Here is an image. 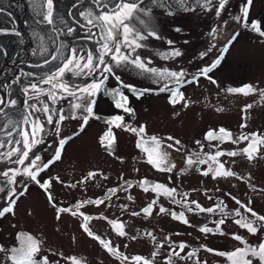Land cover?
Segmentation results:
<instances>
[{
	"label": "rangeland",
	"instance_id": "rangeland-1",
	"mask_svg": "<svg viewBox=\"0 0 264 264\" xmlns=\"http://www.w3.org/2000/svg\"><path fill=\"white\" fill-rule=\"evenodd\" d=\"M17 1L23 4V0ZM29 1L31 0H27ZM125 2L137 4L134 13L136 12L143 22H139L133 14L125 21L133 30V36L129 39L136 38L141 46L135 48L122 45V51L131 58L139 56L149 67L177 71L184 68L190 74L195 73L198 68L211 64L219 56L225 46L226 37L232 32L239 34L229 45L223 61L209 73L216 83L201 77L197 83L182 85L179 91L183 93L185 100L176 104L170 103L169 92L160 90L166 83L169 88L174 87L172 82H166L168 80L157 82L158 78L152 74L141 73L130 63L117 64L110 55L106 56L105 60L113 72L107 74V80L93 97L94 115L87 123L71 118L72 97L65 95L53 101L49 99L47 91H41L40 95L36 96L30 88V92L36 97L29 103L36 105V108L28 106V114L31 113L29 120L39 118L45 129L43 142L32 148L29 153L30 159L34 155H40L46 162L54 154L60 138L71 137V139L65 143L61 159L39 173L37 177L41 182L51 180L48 192L25 175H18L14 185H8L6 179L0 176V186L5 189L0 192V209L10 206L8 196L10 187H14L18 193L14 205H11L13 211L0 217V245L7 249L18 246L17 233H25L42 242L36 258L47 256L49 264H57V262L73 264L67 259L68 257H76L82 260L83 264H121L122 262L132 264L130 258L136 255L150 258L152 264L154 262L168 264L167 257L172 256L171 249L180 251L178 245L182 241L189 242L190 240L187 239L192 236V241L184 243L187 247L181 252V256L185 258L172 256V264H196L197 261L199 264H211L205 262V259L209 260V255L207 248L202 244L212 246L210 236L218 232H202L201 237L204 240H199L198 225L213 226L218 218L222 219L223 215L218 211L214 213L199 211L192 201H196L205 209L220 205L225 213L235 216V210L239 205L232 197L244 203L253 201L261 203L264 197V146H258L259 151L254 154L252 160H249L245 154H238L234 157L235 161L227 155L217 157L213 161L208 157L214 155L217 150L239 153L248 142L233 144L225 140L221 143L218 140L209 141L205 138L208 130L221 127L230 131L233 137L242 133L245 135L258 133L264 137V97L259 92L244 95L226 91L228 88H238L245 84L264 89V37L251 28L252 21H258L259 26L264 30V0L252 1L247 17L248 27L232 19L234 15H241L240 9L246 0H229L219 17L215 14L218 0H213L212 5L207 9L201 6L203 0H200V3L197 0H183V3L181 0ZM225 20L228 21L227 25L223 23ZM213 28L217 29L215 38L209 35ZM153 32L155 35L150 34ZM136 33L144 38L135 37ZM115 36L117 42H122L123 29H117ZM169 41L172 43L169 44ZM36 42L33 49H28L27 42L25 43L30 58L33 52L34 54L38 52V37ZM213 44L215 47L212 51L201 59L199 53L206 51ZM173 49H179L182 55L165 59V55ZM88 52L90 51L79 54L86 55ZM47 76L40 77L39 80L37 77L33 84H36L39 90L50 89V84L43 83ZM117 76L119 80L116 79ZM99 79L101 77L98 72L93 75L65 72L62 77V81L73 91L82 89ZM124 85L141 89L143 95L133 94ZM114 89L122 91L127 97L126 106L133 110L131 113L115 107L116 99L119 97H114L112 91ZM185 102L188 104L187 107L183 106ZM44 104L51 109H62L64 115L68 117L60 125L59 136L54 133V123H49L46 114L39 110ZM246 105L251 107L246 109ZM117 115L124 117L125 125L144 126L143 137L155 136L162 141L161 149H156L151 142L149 152H152V158L157 160L161 150L167 151L168 161L175 165L172 171H161L148 163L149 152L137 147V140L140 137L122 127L112 126V135L105 137L104 144L100 142L101 136L110 127L106 121ZM115 123L120 122L115 121ZM25 128L30 130V125H25L21 130ZM169 136L181 141L178 146L180 151L163 148L164 144L171 143L167 140ZM20 139L22 137L18 134L13 141ZM197 141L200 144H197ZM10 147L12 145L8 142L4 144L0 147V154L8 152ZM189 154L193 159L199 154L200 159L207 160V163L189 166L186 163V156ZM15 159V156L0 158V172L22 168V165L14 163ZM219 164L228 166L225 168L227 170L238 167V170L233 171L236 176L213 178L211 172L207 176L202 174V170L216 169ZM90 171L99 174L81 183ZM57 176L63 184L54 179ZM142 176L150 178L151 184L145 185L148 191L138 186ZM125 181L130 182L128 186H125ZM156 183L176 189L174 199L180 203H174L173 198L165 195L162 189L159 194L154 192L152 188ZM73 184L76 187H69ZM118 186L121 190L114 193L105 204L84 205L79 211H84L86 215L93 217L88 221L89 228L102 239L111 241L113 247L118 248L123 256L129 258L128 260H122L120 256L107 252L98 241L88 237L85 232L82 238L77 234L78 231L74 234L72 223L80 225L81 218L58 213L48 200L50 192L60 207H70L78 201L103 197L108 189ZM129 196L132 197L131 200ZM154 199L157 204L153 208L152 215H131L132 212H140ZM124 205H127L126 209L122 207ZM161 206L171 212L184 213L189 223L185 224L183 220L174 219L167 213H159ZM189 207L193 211H188ZM243 212L244 210L241 209V214ZM100 216L108 217L109 221L123 222V230L128 235H118L116 227L109 221L100 219ZM147 232L153 233L156 237L155 242L145 235ZM133 236L137 238L131 239ZM161 243H164L165 248L158 246ZM145 244L155 245L151 246V251H148V245ZM193 249H198L196 256L188 259L187 253ZM154 251L157 255L153 257ZM201 256L203 259H200ZM0 264H11L10 261H6L4 252H0Z\"/></svg>",
	"mask_w": 264,
	"mask_h": 264
},
{
	"label": "snow or ice",
	"instance_id": "snow-or-ice-1",
	"mask_svg": "<svg viewBox=\"0 0 264 264\" xmlns=\"http://www.w3.org/2000/svg\"><path fill=\"white\" fill-rule=\"evenodd\" d=\"M198 3H200V0H197ZM96 3L98 7L104 8L103 11H100L99 13H93L92 11L88 12H81L80 15L84 17V19L87 21L88 25H91L94 28L99 29V39L97 43L100 45L99 49L96 53L88 52L86 55L79 54L78 50L73 49L71 51V54L67 57L62 58V63L60 66L57 67L56 71L51 73L47 76L46 79L43 80V83L50 84L51 88L47 90H39L38 86L36 84H31L30 88L34 91L36 96H39L41 91H47L49 99L55 101L57 99L63 98L65 95L72 97L73 102L70 104V108L72 110V119H80L84 123H87L88 119L94 115L93 112V105H94V99L93 97L96 95L97 92L101 89L102 85L104 84V81L107 80L108 75L113 72L112 68L106 64V56H111L112 60L116 62L117 64L130 63L135 68L141 71V73H150L153 76L157 77L158 80H168L173 83L174 87L169 88L168 84L166 83L161 91H166L170 93V103L176 104L180 101H184L185 97L182 92L179 91V88L181 85L185 84H193L197 83L201 77L208 78L212 83H216V81L212 80V78L209 76V73L215 68L223 58V53L227 52L228 46L231 45V43L236 39L239 33L232 32L229 37L225 38V46L221 50V54L217 56L215 60L212 61L211 64H206L205 66L198 68L195 73L190 74L186 69L180 68L177 70L172 69H157L154 67H149L139 56L135 58H131L129 55L125 54L122 51V45L123 46H134L135 48L140 47L141 45L137 42L136 38L129 39L130 36H133V30L129 28V26L125 23V21L133 14V12L138 7L136 3L134 2H125V0H121L120 3H117L114 8H112L110 11L107 9L106 5H103L102 0H96ZM181 3H183V0H181ZM213 3V0H203V3L201 4L204 8H209ZM229 3V0H218V7H216L215 14L217 17L221 15V12L225 10L226 5ZM252 3V0H246V3L241 7V15H234L232 16V19L237 23H243L245 27H248V13H249V7ZM39 6L41 10V15L43 17V20L47 22L48 24H52L54 22V0H39ZM225 25L228 24V21L225 20L223 22ZM251 28L253 31L259 33L260 36L264 37V30L261 29L259 26L258 21H252ZM117 29H123V36L124 40L122 42H117L115 32ZM177 31H180V29H176ZM68 31L71 33L73 29L70 27L68 28ZM217 29L213 28L211 29L209 35H211L213 38L216 37ZM151 35H155V33H150ZM135 37H138L139 39H143L144 37L140 36L139 33L135 34ZM169 44L172 43V41L168 42ZM215 47V45H211L206 51L200 52L199 56L201 59L206 57L209 52L212 51V49ZM46 50V49H42ZM59 51V50H58ZM62 55V54H61ZM182 55V52L179 49H173L171 52L165 55V59L169 58H175ZM53 59H56V57H53ZM48 61L45 60V63ZM65 72H72L75 75H93L94 73H99L101 79L94 80L93 83L87 85L86 87L79 89L77 91H73L69 88V86L62 81V77L64 76ZM117 80L120 78L117 76ZM124 87H127L133 94L136 95H143V91H138L136 88L124 85ZM25 92H28V89H24ZM114 97H119V99H116L115 107L123 109L125 112L131 113L133 110L130 107H127V97L124 95L122 91H118L116 89L112 90ZM146 91V90H145ZM226 91L230 93H242L244 95H248L250 93H256L259 92V94L264 97V89H257L251 84H245L238 88H228ZM14 106L16 104L15 100H9L5 102V100L0 97V114L6 115L4 112V105L5 104ZM184 107H187L188 104L185 102L183 104ZM31 108H36V105H30ZM251 105H246L245 108H250ZM43 113L46 114V119L49 123H54V133L55 135H60V125L68 119L67 116L64 115L62 109H51L47 104H44L42 108L39 109ZM29 116H31V113H29L27 116L23 118V122L26 125H30L29 128H25L21 130L18 134L22 137L20 140H11L9 139L8 143L9 145H12L10 147V150L6 153L0 154V158H10L12 156H15L16 159L14 161L15 164L22 165V168H12L4 172H0V176L4 177L7 181L8 185H14L16 181V177L18 175H25L29 177L32 181L36 182L40 185L41 188H43L46 192H48L51 180L41 182L37 177L39 173L45 171L48 169L51 165L55 164L57 161L61 159V153L64 144L67 142L68 139H71V137H62L58 141V145L54 150V154L52 157L47 160L46 162L42 159L40 155H34L33 158L30 159L29 153L32 151V148L35 147L36 144L43 142V134L45 132L44 125L41 123L40 119L37 118L35 120H29ZM55 117V121H54ZM124 117L122 116H115L114 118L109 119L106 121L110 125L108 128V131L105 132L101 138L100 142L104 144V140L106 136L112 135V126L115 127H122L127 131H130L134 134H136L140 139L137 141V147L142 146L145 141L143 139L142 134L145 132L144 126L139 127H132L131 125H125L123 123ZM115 121H119L120 123H115ZM9 123H12L9 121ZM18 125H13V130L16 129ZM242 127H246V125H242ZM9 137H11L12 132L9 131L6 133ZM205 138L209 141L212 140H218L221 143L225 140L230 141L233 144H238L241 141H246L247 146L240 150V152L236 151H228L223 152L221 150H217L214 155H211L208 157V159L215 161L217 157H221L223 155H227L229 157H235L238 154H245L247 155V158L249 160H252L254 158V154L259 151L258 146H264V137L260 136L258 133H251L248 135L241 134L239 136L233 137L232 133L223 127H221L218 132L216 130H210L208 133H206ZM150 140L152 141L153 145L156 149H161L162 141L152 136L150 137ZM167 140L171 143L164 144V149H175L176 151H180V148L178 147L181 144V141L176 139L175 137L169 136L167 137ZM111 141H109V144ZM197 144H200L199 141H197ZM0 147H3V144L0 143ZM218 147V146H217ZM148 151L147 149H145ZM159 159L154 160L152 158V152H149L148 155V163L153 164L158 170L161 171H172V169L175 167L174 164H171L168 161V152L161 150L159 153ZM26 161H29L26 163ZM186 163L189 166L193 165H199V164H205L207 163V160L200 159L199 154H196V159L192 158V155L189 154L186 156ZM211 173H213V178L217 177H233L236 176V173L232 170L225 169L223 164H219V166L216 169H209V170H202V174L207 176ZM99 173L95 171L88 172L87 176L84 178L81 183L86 182L87 180L94 178ZM56 181L63 184V181L60 180V177L54 178ZM129 181H125V186L129 185ZM151 183L147 180V178L143 179L139 183V187H141L144 191H148V188L145 186L147 184ZM69 187H76L75 184L69 185ZM163 190V193L167 195L170 198H173L174 203H180V201H176L174 199V194L176 192V189L174 188H167L164 185H161L159 183H156L152 190L159 194L160 190ZM4 187L0 186V192L4 191ZM121 190L120 186L117 188L108 189V191L105 193L103 197L96 198V199H86L82 201H78L71 205L70 207H60L55 201L51 193L48 194V200L50 203L53 204V207L56 209V211L60 214L67 213L69 215L73 216H79L81 218V224L80 227L82 230L89 236L95 239L99 242V244L109 253L115 256H120L122 260H128L129 258L126 256H123L122 253L119 252L118 248L113 247L111 241H106L101 238V236L94 234V232L89 228L88 221L93 219V217L86 215L84 212L79 211L84 205H96L100 206L105 204L106 200L110 199L111 196L116 193L117 191ZM18 195L16 193V190L14 187H10L8 191L9 196V207H5L3 209H0V217H3L7 213H11L13 211V208L11 205H14L15 203V197ZM186 195V194H184ZM129 200L132 199L131 196L128 197ZM232 199L239 205V207L235 210L237 216H241V209H243L246 213L250 214L251 217L254 219H248L247 216H241L240 219H237L234 221L237 225H239L242 228L247 229V231L251 234H256L261 229H264V215L257 214L252 207L250 206L251 202L244 203L239 200H236L235 197H232ZM157 201L154 199L151 203L146 205L144 208L141 209L140 212H132V216H139V215H145L150 216L153 214V208L156 206ZM192 204H195L196 209L202 212H208V213H214L216 211H219L222 215H228L225 213V210L220 205H216L215 207L210 208H202L196 201H192ZM125 209L127 208V205L122 206ZM188 211H193L191 207L188 208ZM159 213H167L171 215L174 219L177 220H183L185 224H188L189 221L184 217V213H175L171 212L168 209H165L164 207H159ZM59 218V216L57 217ZM100 219H103L105 221H109L108 217L100 216ZM112 225L116 227V230L118 232V235L120 236H126L128 235L123 229L124 224L120 221L111 220L109 221ZM225 221L223 219H220L215 222V228H210L207 225H203L200 228L201 232L204 233H212L213 231L218 232L219 234H224L221 230V225H223ZM145 235L150 238L152 241H156V237L151 232L145 233ZM137 237L133 236L131 239L135 240ZM232 238L236 241L241 242L244 244V247H236L232 251L227 253H217L219 255H225L227 256L231 264H253V261H259V264H264V240H261L258 242L257 245H251L248 244L247 241L243 239L238 234L233 233ZM17 240L19 241L18 246H14L10 249L5 248L3 245H0V252L6 253V261H10L11 264H49V260L47 256H43L40 259H37V255L39 254L41 250V244L42 242L32 236L31 234H25V233H17ZM160 247H163V244L160 245ZM187 247L186 244L183 242L178 245V248L180 251H177L176 249H171L172 256H175L179 259H184L185 257L181 256V252ZM209 252H215L214 249L208 248L206 249ZM198 249H193L191 252L187 253V258L192 259L196 256V252ZM157 255V252H153L152 256L154 257ZM172 256L167 257L168 264H172ZM67 259L71 260L73 264H83L82 260L77 259L76 257H68ZM131 261L136 262V264H152V261L150 258L142 257L139 255L132 256ZM58 264V262H57ZM196 264H199V261L196 262Z\"/></svg>",
	"mask_w": 264,
	"mask_h": 264
},
{
	"label": "trees",
	"instance_id": "trees-1",
	"mask_svg": "<svg viewBox=\"0 0 264 264\" xmlns=\"http://www.w3.org/2000/svg\"><path fill=\"white\" fill-rule=\"evenodd\" d=\"M22 2L0 0V97L5 102L16 101L14 106L6 103L3 106L6 115L0 114V143L3 145L9 139L14 140L26 125L23 118L28 115L29 102L36 97L30 92V85L35 83L37 77L39 80L55 72L62 58L67 57L73 49L79 53H96L100 47L97 43L99 29L88 25L80 15L81 12L103 11L104 8L98 7L96 0H54L52 24L43 20L39 0ZM120 2L102 0L109 11ZM70 27L73 29L71 33L68 31ZM37 37L38 52H33L30 58L25 43L28 49H33ZM45 60L48 62L45 63ZM26 88L28 92L24 91ZM13 125L18 127L13 130ZM9 131L12 132L11 137L6 134Z\"/></svg>",
	"mask_w": 264,
	"mask_h": 264
},
{
	"label": "flooded vegetation",
	"instance_id": "flooded-vegetation-1",
	"mask_svg": "<svg viewBox=\"0 0 264 264\" xmlns=\"http://www.w3.org/2000/svg\"><path fill=\"white\" fill-rule=\"evenodd\" d=\"M22 1V0H21ZM133 15L135 16V18L137 19V20H139V22L141 21V22H143V20L141 19V17H139L138 15H137V13L135 12H133ZM229 48V47H228ZM228 51V50H227ZM220 54H221V52H220ZM219 54V55H220ZM226 54H227V52H224L223 53V58H222V60L221 61H223V59L225 58V56H226ZM221 61H220V63H221ZM216 68V67H215ZM214 69V68H213ZM166 82H169V81H166ZM182 87V86H181ZM180 87V88H181ZM179 88V89H180ZM220 129V128H219ZM219 129H216V131L218 132V130ZM210 130H215V129H210ZM210 130H208L206 133H208ZM152 142V141H151ZM154 159H156V158H154ZM233 161H235V159H234V157H232L231 158ZM158 160V159H157ZM148 161V160H147ZM225 167V166H224ZM225 168H228V166H226ZM239 168L237 167V169H231L232 171H235V170H238ZM247 174V173H246ZM143 177H147V176H142L141 178H143ZM148 179H150L149 177H147ZM151 184V183H150ZM147 185H149V184H147ZM263 198V199H262ZM262 198H260V199H262V202L261 203H259V202H256V203H259V204H256L254 201L253 202H251L250 203V206L252 207V209L257 213V214H259V215H264V197H262ZM203 208V207H202ZM81 210V209H80ZM84 212V211H83ZM85 213V212H84ZM175 213H176V211H175ZM218 213H220L219 211H218ZM177 214H179L178 212H177ZM241 216H247L248 217V219H254L253 217H251L250 216V214H248V213H246L245 211L241 214ZM241 216H237V215H235V216H232V214H228L227 215V217L229 218H227L226 217V215H223L222 216V219L225 221V223L223 224V227L224 226H226L225 228H221V230L223 231V235L222 234H216V235H213V234H211V236H210V240H211V244H213L212 246H208V245H206V244H202V245H204L207 249L208 248H211V249H214L215 250V252H207V254L209 255L208 256V258H209V260L208 259H205V262H211V264H231V261H230V259L227 257V256H225V255H219V254H217V253H227V252H230V251H232L234 248H236V247H244L245 245L244 244H242L241 242H239V241H236V240H234L233 238H232V234L233 233H235V234H238V235H240L241 237H243V239L245 240V241H247L248 242V244H251V245H257L258 244V242L259 241H261V240H264V229H261L260 231H258L256 234H251V233H249L248 231H247V229H245V228H242V227H240L239 225H237L236 223H234V221L235 220H237V219H240L241 218ZM218 220H219V218H218ZM215 225V223L213 224V226H210V227H215L214 226ZM201 226H202V224H199L198 225V239L199 240H204V238L203 237H201L202 236V232L200 231V228H201ZM209 227V226H208ZM72 230L74 231V234L76 233V231H78L77 232V234L78 235H80V237L82 238V235H83V230H82V228L80 227V225H78V223H72ZM78 229H80V230H78ZM224 236H225V238H224ZM89 237V236H88ZM192 236H190V238L189 239H187V240H190L189 242H187V241H182L183 243H190L191 241H192ZM81 242V241H80ZM85 242H86V240H85ZM84 242V243H85ZM149 244V243H148ZM148 244H145L146 246L148 245ZM161 244H163V247H161V248H165L164 247V243H161ZM160 244V245H161ZM154 245L155 244H150V245H148V251H151V246L152 247H154ZM157 245V244H156ZM160 245H158L159 247H160ZM145 246V247H146ZM150 246V247H149ZM169 247H170V245H168ZM144 247V248H145ZM143 250V249H142ZM141 251V250H140ZM143 256H145V255H143ZM106 257V256H105ZM146 257V256H145ZM147 258V257H146ZM221 258H224V260L222 261V259ZM38 259V258H37ZM106 259V258H105ZM200 259H203V257L201 256L200 257ZM152 260H154V261H156L155 259H152ZM136 262H133L132 264H135ZM121 264H123V262L121 263ZM125 264V263H124ZM127 264H129V263H127ZM153 264H162V262H154ZM253 264H259V261H253Z\"/></svg>",
	"mask_w": 264,
	"mask_h": 264
},
{
	"label": "water",
	"instance_id": "water-1",
	"mask_svg": "<svg viewBox=\"0 0 264 264\" xmlns=\"http://www.w3.org/2000/svg\"><path fill=\"white\" fill-rule=\"evenodd\" d=\"M139 139H140V138H139ZM143 139H144L145 143H144L142 146H140L139 148H141L142 150L147 149V150H148L147 152H149V150L151 149V146H152L151 140H150V138H148V137H143ZM137 141H138V140H137ZM145 151H146V150H145ZM153 159H154V158H153ZM154 160H156V159H154ZM145 178H147V177H143L142 180L145 179ZM147 180L149 181L148 178H147Z\"/></svg>",
	"mask_w": 264,
	"mask_h": 264
},
{
	"label": "bare ground",
	"instance_id": "bare-ground-1",
	"mask_svg": "<svg viewBox=\"0 0 264 264\" xmlns=\"http://www.w3.org/2000/svg\"><path fill=\"white\" fill-rule=\"evenodd\" d=\"M253 1V0H252ZM64 148H65V145H64ZM64 148H63V151H62V153H61V156H62V154H63V152H64Z\"/></svg>",
	"mask_w": 264,
	"mask_h": 264
}]
</instances>
